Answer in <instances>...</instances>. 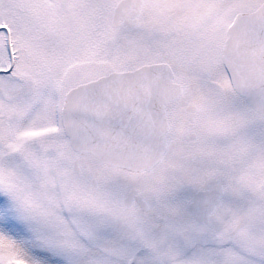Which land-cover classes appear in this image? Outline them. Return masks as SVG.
<instances>
[{
	"label": "snow or ice",
	"instance_id": "snow-or-ice-1",
	"mask_svg": "<svg viewBox=\"0 0 264 264\" xmlns=\"http://www.w3.org/2000/svg\"><path fill=\"white\" fill-rule=\"evenodd\" d=\"M0 264H264V0H0Z\"/></svg>",
	"mask_w": 264,
	"mask_h": 264
}]
</instances>
